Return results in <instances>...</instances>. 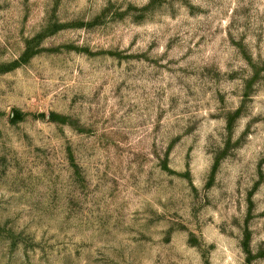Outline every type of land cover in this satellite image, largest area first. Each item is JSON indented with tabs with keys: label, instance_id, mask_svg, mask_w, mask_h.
I'll list each match as a JSON object with an SVG mask.
<instances>
[{
	"label": "rangeland",
	"instance_id": "1",
	"mask_svg": "<svg viewBox=\"0 0 264 264\" xmlns=\"http://www.w3.org/2000/svg\"><path fill=\"white\" fill-rule=\"evenodd\" d=\"M0 264H264V0H0Z\"/></svg>",
	"mask_w": 264,
	"mask_h": 264
}]
</instances>
